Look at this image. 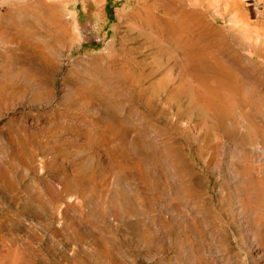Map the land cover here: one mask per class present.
<instances>
[{
  "label": "rangeland",
  "instance_id": "obj_1",
  "mask_svg": "<svg viewBox=\"0 0 264 264\" xmlns=\"http://www.w3.org/2000/svg\"><path fill=\"white\" fill-rule=\"evenodd\" d=\"M96 1L0 0V264H264V0Z\"/></svg>",
  "mask_w": 264,
  "mask_h": 264
},
{
  "label": "bare ground",
  "instance_id": "obj_2",
  "mask_svg": "<svg viewBox=\"0 0 264 264\" xmlns=\"http://www.w3.org/2000/svg\"><path fill=\"white\" fill-rule=\"evenodd\" d=\"M145 8L152 12V19L163 35L177 40L182 37V21H185L186 16L183 10L177 9L173 4H171L170 0H151L150 2H143L141 5L138 3L135 4L129 11L120 9L118 11L120 20L117 26L122 23L128 24L130 18L143 14L142 10H146ZM160 10L163 11L162 14L160 13ZM252 223L256 226V230L264 231V217L254 219Z\"/></svg>",
  "mask_w": 264,
  "mask_h": 264
}]
</instances>
